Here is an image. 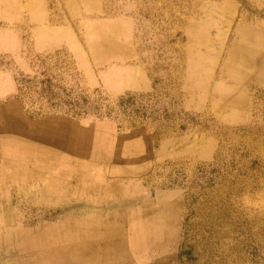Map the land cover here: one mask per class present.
I'll return each instance as SVG.
<instances>
[{"label":"rangeland","instance_id":"obj_1","mask_svg":"<svg viewBox=\"0 0 264 264\" xmlns=\"http://www.w3.org/2000/svg\"><path fill=\"white\" fill-rule=\"evenodd\" d=\"M263 71L264 0H0V264H264Z\"/></svg>","mask_w":264,"mask_h":264},{"label":"bare ground","instance_id":"obj_2","mask_svg":"<svg viewBox=\"0 0 264 264\" xmlns=\"http://www.w3.org/2000/svg\"><path fill=\"white\" fill-rule=\"evenodd\" d=\"M261 71V70H260ZM264 72V71H263ZM3 93V92H2ZM7 129H9V128H7ZM7 129H4L5 131L7 130ZM3 130V129H2ZM11 130V129H10ZM2 132V131H1ZM13 133V132H12ZM15 135V134H14ZM17 136V135H16ZM14 137V136H13ZM22 137V136H21ZM23 138V137H22ZM1 139V138H0ZM3 140V139H2ZM33 140V139H32ZM26 141H27V139H26ZM30 142V141H29ZM28 143V142H27ZM32 144V143H31ZM44 145V144H43ZM32 147V146H31ZM30 147V148H31ZM39 147H41V146H39ZM42 148V147H41ZM33 149H34V147H33ZM39 149V148H38ZM43 149V148H42ZM54 149V148H53ZM44 150V149H43ZM48 150V149H47ZM39 151H42V150H39ZM49 151V150H48ZM43 152V151H42ZM59 152V151H58ZM41 153V152H40ZM53 153H55V152H53ZM64 153V152H63ZM46 154V153H45ZM52 154V153H51ZM70 154V153H69ZM69 154H67V155H69ZM54 154H52V156H53ZM9 156V155H8ZM15 156V155H14ZM45 156V155H44ZM10 157V156H9ZM20 158V157H19ZM18 158V159H19ZM49 158V157H48ZM6 159V158H5ZM14 159V158H13ZM78 159V158H77ZM16 160H17V158H16ZM20 160V159H19ZM18 160V161H19ZM46 160H47V158H46ZM133 160V159H132ZM5 161V160H4ZM20 161H22V160H20ZM30 161H32V160H30ZM44 162V161H43ZM20 163V162H19ZM37 163V162H36ZM49 163V162H48ZM83 163V162H82ZM3 164V163H2ZM9 164V163H8ZM15 164V163H14ZM25 164V163H24ZM71 164V163H70ZM35 165V164H34ZM116 165V164H115ZM3 166V165H2ZM80 166V165H79ZM33 167V166H32ZM19 168V167H18ZM146 168V167H145ZM3 169V168H2ZM31 169V168H30ZM69 169V168H68ZM86 169V168H85ZM118 169V168H117ZM155 169V168H154ZM20 170V169H19ZM5 171V170H4ZM14 171V170H13ZM33 171V170H32ZM35 171V170H34ZM112 170H110V172H111ZM153 171H155V170H153ZM157 171V170H156ZM50 172V171H49ZM74 172V171H73ZM113 172V171H112ZM7 173V172H6ZM94 173V172H93ZM125 173V172H124ZM33 174V173H32ZM35 174V173H34ZM76 174H80V173H76ZM84 174V173H83ZM130 174H131V172H130ZM144 174V173H143ZM74 175V174H73ZM158 175V174H157ZM159 175H160V173H159ZM39 176V175H38ZM65 176V175H64ZM94 176H95V174H94ZM98 176H100V175H98ZM120 176V175H119ZM141 176V175H140ZM143 176V175H142ZM161 176V175H160ZM27 177V176H26ZM28 177H29V175H28ZM35 177V176H34ZM61 177V176H60ZM78 177V176H77ZM81 177V176H80ZM118 177V176H117ZM154 177V176H153ZM156 177V176H155ZM159 177V176H158ZM18 178V177H17ZM64 178H66V177H64ZM70 178V177H69ZM73 178V177H72ZM91 178V177H90ZM92 178H94L93 176H92ZM102 178V177H101ZM105 178V177H104ZM113 178V177H112ZM142 179H143V177H141ZM146 178V177H145ZM22 179V178H21ZM42 179H43V177H42ZM86 179V178H85ZM84 179V180H85ZM129 179H130V177H129ZM152 179V178H151ZM155 179V178H154ZM159 179V178H158ZM1 180V179H0ZM5 180V179H4ZM34 180V179H33ZM52 180V179H51ZM88 180H90V179H88ZM104 180V179H103ZM118 180H119V178H118ZM139 180H141L140 178H139ZM160 180V179H159ZM162 180V179H161ZM3 181V180H2ZM85 181H87V180H85ZM102 181V180H101ZM123 181V180H122ZM15 183H16V181H14ZM36 182V181H35ZM100 182V181H99ZM135 183H138V182H136V181H134ZM148 182V181H147ZM153 182V181H152ZM9 183H11V182H9ZM27 183V182H26ZM150 183V182H149ZM5 184V183H4ZM21 184V183H20ZM150 184H152V183H150ZM26 185V184H25ZM3 186V185H2ZM56 186V185H55ZM57 186H60V185H57ZM73 186V185H72ZM139 186V185H138ZM5 187V186H4ZM7 187V186H6ZM9 187V186H8ZM235 187V186H234ZM2 188V187H1ZM226 188V187H225ZM220 189V188H219ZM224 189V188H223ZM230 189H231V187H230ZM1 191H3V189H0ZM127 190V189H126ZM227 190H228V188H227ZM226 190V191H227ZM237 190V189H236ZM218 191H220V190H218ZM229 191V190H228ZM104 194H105V192H103ZM218 193V192H217ZM100 194V193H99ZM107 194H109V193H107ZM16 196H17V194H16ZM101 196V195H100ZM105 196V195H104ZM107 196V195H106ZM217 196V195H216ZM101 198V197H100ZM213 198V197H212ZM18 205V204H17ZM200 208V207H199ZM216 209H217V207H216ZM219 209V208H218ZM203 211V210H202ZM198 212V211H197ZM204 213H206V212H204ZM213 213V212H212ZM171 214V213H170ZM209 214V213H208ZM216 216V215H215ZM170 217H171V215H170ZM98 221V220H97ZM93 222H94V220H93ZM99 222V221H98ZM70 223V222H69ZM100 224V223H99ZM75 225V224H74ZM87 225V224H86ZM42 226V225H41ZM70 227V226H69ZM75 227V226H74ZM200 228V227H199ZM45 229V228H44ZM74 229V228H73ZM9 237V236H8ZM11 237V236H10ZM6 238V237H5ZM36 238V237H35ZM5 242V241H4ZM6 243V242H5ZM8 245V244H7ZM1 247V246H0ZM9 247V246H8ZM7 249V248H6ZM207 249V248H206ZM210 249H211V247H210ZM9 250V249H8ZM203 252V251H202ZM205 253H207L206 252V250H205ZM215 253V252H214Z\"/></svg>","mask_w":264,"mask_h":264}]
</instances>
